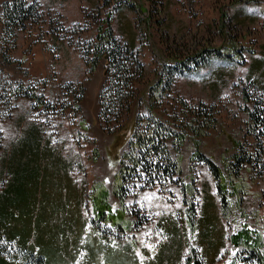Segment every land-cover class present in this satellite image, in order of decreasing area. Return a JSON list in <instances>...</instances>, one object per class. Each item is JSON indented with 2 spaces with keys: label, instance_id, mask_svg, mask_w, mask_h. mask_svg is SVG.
<instances>
[{
  "label": "rangeland",
  "instance_id": "rangeland-1",
  "mask_svg": "<svg viewBox=\"0 0 264 264\" xmlns=\"http://www.w3.org/2000/svg\"><path fill=\"white\" fill-rule=\"evenodd\" d=\"M33 1L43 11L40 26L19 31L17 48L10 53L25 62L3 66L0 60V79L24 83L46 106L34 110L29 99L16 100L17 112L0 121L3 140L7 150L21 145L23 140L9 142L18 133L17 120L35 123L47 146L63 154L64 166L81 189L83 208L77 201L80 191L54 166L58 161L50 167L40 150L25 154L32 160L26 206L20 214L15 203L9 207L24 250L1 237L0 250L24 264H35L26 252L34 248L40 249L42 264H257L249 249L254 246L264 255V125L259 134L249 128L245 109L255 103L264 111V0H28ZM108 13L114 36L138 53L145 68L138 81L140 101L128 121L148 114L149 85L160 60L169 58L174 67L208 48L231 56L208 57L206 66L182 73L173 70L175 81L156 114L163 120L176 109L188 130L180 152H173L179 172L166 184L130 181L122 201L113 190L118 158L126 147L104 130L98 117V94L107 82L104 61L89 73L76 48L95 38ZM78 83L84 86L79 104L65 96L66 86ZM197 107L214 113L216 120L200 135L192 121ZM42 138L39 142H46ZM196 150L219 166L229 192L227 207L221 205L208 166L193 158ZM2 168L7 166L0 160V173ZM102 192L107 208L104 218L97 219L93 196L102 197ZM50 216L67 217L61 234L48 227ZM242 228L250 231V241L236 247L231 235ZM30 243L32 248L25 250Z\"/></svg>",
  "mask_w": 264,
  "mask_h": 264
},
{
  "label": "trees",
  "instance_id": "trees-1",
  "mask_svg": "<svg viewBox=\"0 0 264 264\" xmlns=\"http://www.w3.org/2000/svg\"><path fill=\"white\" fill-rule=\"evenodd\" d=\"M139 10V7L137 8ZM143 13L144 11L140 9ZM43 18V11L40 5L28 0H5L0 7V60L2 65L24 64V58L15 60L11 52L17 48V35L19 31L33 29L34 26H40L39 21ZM55 34V33H53ZM90 42L77 45L81 59L85 66L88 67L89 73L97 68L100 61H104V76L107 80L104 88L99 92V121L103 124L104 130L112 134L117 143L122 141L123 148L126 150L118 158L113 193L119 200H124L127 192L126 184L132 180L144 181V186H153L155 183L166 184L172 179V176L178 173V165L173 157V152L179 153L180 146L187 139L188 130L183 127L182 121L178 120V111L174 109L167 112L166 117L162 120L161 116L156 114L160 109L157 104L163 103L164 96L171 90L175 81L173 70L182 73L183 70H192L197 67L206 66V59L214 56L219 59L222 57L230 58L229 53L223 49H206L187 56L174 62L172 66L171 59L160 60V69L155 73V80L149 85V96L145 104L147 115L137 114L132 120L128 121L127 117L131 113L132 107L137 106L140 101L138 94V81L144 79L145 68L141 63L138 53L132 50L130 45L123 44L116 38L112 30L110 14H106L102 19L97 32ZM41 41V39H39ZM36 42V41H35ZM72 46L73 42L68 39ZM239 52V50H238ZM243 64L242 61L236 63ZM179 66V67H177ZM75 87L76 90L71 91ZM84 86L82 83L73 86L69 84L65 89V96L73 99L77 104L82 100ZM79 92V97L75 94ZM142 96V94H141ZM27 98L31 101L32 109L43 108L45 101L41 95L36 94L33 90H27L24 83H12L8 80L0 79V121L10 118L11 111L15 109L13 104L16 100ZM183 102V100H180ZM156 107V108H155ZM183 108V107H182ZM78 110V109H76ZM246 115L248 127L258 129L264 125V111L258 105L247 107ZM192 121L196 130L200 133L203 129H210L215 124L214 113L207 114L202 107H197L193 113ZM191 127V125H190ZM201 131V132H200ZM3 134L0 127V150L3 146ZM235 157V156H234ZM240 157H235L240 160ZM194 159L206 164L211 172L212 177L216 180L218 192L221 194V205L227 207L228 193L227 185L224 184V178L221 175L220 168L215 162L206 157L201 151L196 150L193 155ZM231 174L238 178L237 173ZM177 179L175 180V182ZM181 187L185 184L178 180ZM143 186V187H144ZM102 197L93 196L94 209L97 212V219L104 218L106 207L104 193ZM250 231L242 228L235 231L231 236L232 243L237 245L245 240L249 244ZM2 239H0L1 241ZM4 240V239H3ZM5 241V240H4ZM10 243V242H9ZM248 248L250 255L257 264H264V255H261L254 246ZM28 252V256L33 258L35 264H42L43 257L37 252ZM188 264H190L188 262ZM195 264H200L195 262Z\"/></svg>",
  "mask_w": 264,
  "mask_h": 264
},
{
  "label": "crops",
  "instance_id": "crops-1",
  "mask_svg": "<svg viewBox=\"0 0 264 264\" xmlns=\"http://www.w3.org/2000/svg\"><path fill=\"white\" fill-rule=\"evenodd\" d=\"M39 52H41V49H39ZM232 64L236 63L232 62ZM261 70V72L263 73L264 65L262 66ZM248 76L250 77L249 73ZM260 82L262 85L261 89L264 90V77ZM16 109L17 107L13 110V113L17 112ZM20 121L23 123L20 124ZM17 127V135L10 139L9 142H22V140L24 142L21 145H13L11 147L9 146V148L11 149L7 150V148L5 147V142L3 140V146L0 150V160H2L4 167L5 165L7 166L6 169L2 168L0 173V237L6 241H9L10 243H16V245L20 247V250H24L20 246L19 241H21V237L18 234V231H16V228H14L15 224L11 220L9 207L12 205V203H15L17 214H20L23 212L21 210V207L26 206L25 198L28 196V192L30 190L29 184L26 179L27 176H29V165L31 164L32 160L27 158L25 154L39 153L38 151L40 150L42 158H44L42 160L45 161V163H50V167H52L54 161H58L54 166H56L57 169H63L61 173L64 179L66 180V182L70 181L73 190L80 191V197L81 189L73 179L71 171L64 166L62 157L63 154L60 153V155H57L53 152L54 150L50 148V144L47 146L48 140L43 136L42 132L39 131V127L35 123L24 124V121L21 118L17 120ZM40 137H43L42 139H45L46 142L40 143ZM46 151L48 152V154L44 157L43 153ZM36 190H38V188H36ZM82 198L83 197L77 200L81 201L79 202L81 208H83ZM16 200H18V202H16ZM55 217L56 216H50L48 227L53 230L55 229L59 234H61L62 227L60 226L62 225V223H65L67 221V217L62 216L57 217L56 219ZM30 245L32 244L30 243L28 249L25 250H30L32 248L30 247ZM34 251L40 253V249L34 248ZM0 264L24 263L21 260L16 259L14 256L11 259L7 258L4 251L0 250Z\"/></svg>",
  "mask_w": 264,
  "mask_h": 264
}]
</instances>
